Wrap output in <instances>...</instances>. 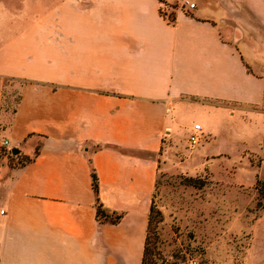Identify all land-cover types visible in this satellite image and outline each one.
I'll use <instances>...</instances> for the list:
<instances>
[{
	"label": "crops",
	"instance_id": "obj_1",
	"mask_svg": "<svg viewBox=\"0 0 264 264\" xmlns=\"http://www.w3.org/2000/svg\"><path fill=\"white\" fill-rule=\"evenodd\" d=\"M173 1L20 0L0 20V74L28 80L6 137L30 157L0 161V264H142L162 145L195 123L190 154L229 156L222 141L264 165V0H188L169 20ZM250 231L264 264V208Z\"/></svg>",
	"mask_w": 264,
	"mask_h": 264
},
{
	"label": "rangeland",
	"instance_id": "obj_2",
	"mask_svg": "<svg viewBox=\"0 0 264 264\" xmlns=\"http://www.w3.org/2000/svg\"><path fill=\"white\" fill-rule=\"evenodd\" d=\"M183 0L164 6L171 20L176 8L189 9ZM20 0H0V20L14 22ZM23 78L0 74V161L23 164L26 155H15L1 144L14 113ZM194 116H189L192 121ZM195 119L202 121L196 116ZM189 138V137H188ZM187 136L163 143L151 204L147 264H249L246 248L256 206V178H264L261 158L242 156L239 145L217 141L211 150L224 148L229 156L206 160ZM258 166V167H257Z\"/></svg>",
	"mask_w": 264,
	"mask_h": 264
},
{
	"label": "trees",
	"instance_id": "obj_3",
	"mask_svg": "<svg viewBox=\"0 0 264 264\" xmlns=\"http://www.w3.org/2000/svg\"><path fill=\"white\" fill-rule=\"evenodd\" d=\"M175 18L174 12L172 15L171 20H173ZM27 79H23V83L27 82ZM37 151V148H36ZM27 160L30 159L29 155H26ZM91 179H92V187L95 191V193H97L98 191V178H97V174L95 172V169L92 167L91 168ZM255 187L258 191V197L256 200V206L260 207V208H264V178H260L257 177L256 178V182H255ZM98 198V197H97ZM157 212V210L154 209V207L152 206V204L150 205V212H149V227H148V231H147V236H146V243H145V248H144V253H143V259H142V264H147V254H148V243H149V232H150V228H151V222L153 220V214H155ZM96 215L100 220H110V221H117L120 217V213H116V212H108L100 202H97L96 204Z\"/></svg>",
	"mask_w": 264,
	"mask_h": 264
},
{
	"label": "built area",
	"instance_id": "obj_4",
	"mask_svg": "<svg viewBox=\"0 0 264 264\" xmlns=\"http://www.w3.org/2000/svg\"><path fill=\"white\" fill-rule=\"evenodd\" d=\"M184 2H186L188 4L189 7H193L194 6V2H188V0H183ZM168 4L167 3H163L162 6H161V13L164 15L165 13H163V7L164 6H167ZM165 16V15H164ZM166 16H168V14H166ZM165 16V17H166ZM168 18V17H167ZM201 126L199 123H195L193 125V131L189 134V140L192 142V143H198L201 139ZM2 145L6 146V147H9L10 148V144L8 142V139H4L2 142H1ZM3 209L1 208L0 209V212H2Z\"/></svg>",
	"mask_w": 264,
	"mask_h": 264
},
{
	"label": "water",
	"instance_id": "obj_5",
	"mask_svg": "<svg viewBox=\"0 0 264 264\" xmlns=\"http://www.w3.org/2000/svg\"><path fill=\"white\" fill-rule=\"evenodd\" d=\"M18 151V148L17 147H14L13 149H12V152L13 153H16Z\"/></svg>",
	"mask_w": 264,
	"mask_h": 264
}]
</instances>
